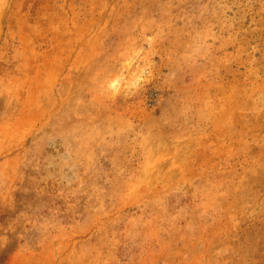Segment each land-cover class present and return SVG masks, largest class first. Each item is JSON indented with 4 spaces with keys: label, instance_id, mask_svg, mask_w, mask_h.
<instances>
[{
    "label": "rangeland",
    "instance_id": "1",
    "mask_svg": "<svg viewBox=\"0 0 264 264\" xmlns=\"http://www.w3.org/2000/svg\"><path fill=\"white\" fill-rule=\"evenodd\" d=\"M0 264H264V0H0Z\"/></svg>",
    "mask_w": 264,
    "mask_h": 264
}]
</instances>
